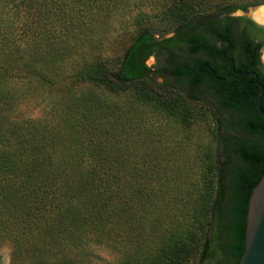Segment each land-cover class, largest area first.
Instances as JSON below:
<instances>
[{
	"label": "trees",
	"instance_id": "obj_1",
	"mask_svg": "<svg viewBox=\"0 0 264 264\" xmlns=\"http://www.w3.org/2000/svg\"><path fill=\"white\" fill-rule=\"evenodd\" d=\"M210 1L0 0V241L15 260L82 264L103 247L118 257L98 264L238 263L264 120L242 104L256 83L235 73L257 72L250 41L234 67L223 54L236 19L256 26L229 16L245 6L206 13ZM130 89L135 104L113 101ZM195 102L236 133L218 132L194 183L143 144L138 105L187 123Z\"/></svg>",
	"mask_w": 264,
	"mask_h": 264
},
{
	"label": "rangeland",
	"instance_id": "obj_2",
	"mask_svg": "<svg viewBox=\"0 0 264 264\" xmlns=\"http://www.w3.org/2000/svg\"><path fill=\"white\" fill-rule=\"evenodd\" d=\"M263 0H211L209 6L205 9L206 13L217 11L220 6L227 4H237L245 6V9H237L232 12V16H246L250 19L252 15L261 10L264 3L259 4ZM261 7V8H260ZM256 18V17H255ZM162 32V29H160ZM172 36V33H166L165 37ZM261 60L264 64V48L261 53ZM155 64L153 57H149L146 61L148 67ZM156 82L161 84L163 78L156 76ZM50 98L55 97L56 91H49ZM135 93L133 89L118 95L113 100L119 104L125 103L129 105L135 104ZM200 99L209 102L213 99L209 96H200ZM214 106V105H213ZM193 112L187 123H182L176 118L170 117L166 114L159 113L151 106L138 105L143 119L144 129H148L141 140L144 145L151 144L158 155L163 157L168 162V170L177 173V171L187 173V176L195 183L198 182L201 174L202 160L209 159L218 145V132L223 131L224 128L228 130V134H235L236 130L223 126L218 128V123L215 121V114L207 107L200 105V102L193 104ZM24 115L37 116L40 112L39 108L24 107ZM217 116L223 113L219 111L217 105L215 106ZM221 114V115H220ZM230 119L231 115H225ZM137 138H133V143H136ZM144 153H148L147 147L143 149ZM89 257L86 255L81 258L82 264H98L102 261H109L114 263L118 255H114L111 251L103 247H92L88 251ZM0 263L1 264H26L21 263L20 260H15L11 256L9 242L7 239L0 241Z\"/></svg>",
	"mask_w": 264,
	"mask_h": 264
},
{
	"label": "water",
	"instance_id": "obj_3",
	"mask_svg": "<svg viewBox=\"0 0 264 264\" xmlns=\"http://www.w3.org/2000/svg\"><path fill=\"white\" fill-rule=\"evenodd\" d=\"M244 75L253 77L259 89L249 97V101L253 103L255 111L264 120V110L261 106L264 87L258 81L255 72L244 73ZM246 104L244 102V105ZM237 264H264V176L252 189L249 197L245 218V248Z\"/></svg>",
	"mask_w": 264,
	"mask_h": 264
},
{
	"label": "flooded vegetation",
	"instance_id": "obj_4",
	"mask_svg": "<svg viewBox=\"0 0 264 264\" xmlns=\"http://www.w3.org/2000/svg\"><path fill=\"white\" fill-rule=\"evenodd\" d=\"M230 17H236V18H240V17H244L246 19H248L251 23L255 24L256 28H254L250 23L245 22L241 19H236V21L233 22L232 24V30H233V34L236 38L234 45H232L231 47V52H229L228 54H223V60L230 62L232 64V67L235 66V63L239 60H241L242 58H244L243 56V45H242V40H240L241 36H245L249 41L251 46L254 48V52L255 54L252 56H249L246 60L247 61H251V62H255V66L254 69L257 70H250L248 72H255L258 76V72H260L261 74L264 75V64L261 60V53L262 50L264 48V19L262 20L260 19H256L253 15L252 18L250 19L249 17L246 16H232L231 14H229ZM257 21V22H256ZM217 45L219 46L220 44L217 43ZM197 55V54H196ZM195 55V56H196ZM200 56H202L203 58H208L207 54L204 52L200 53ZM155 60V57L152 56ZM245 71H242V69H237L235 71L236 74H243L244 73H248ZM249 78V77H248ZM253 79V77H250ZM209 83V80L204 81L203 83V87H207ZM218 97V95H217ZM232 103H237L238 99H231ZM244 102H246L245 100L242 101V104L244 105ZM253 105L252 102L248 101V103L245 106H250ZM218 106H221L220 103V99H218ZM254 107V106H253Z\"/></svg>",
	"mask_w": 264,
	"mask_h": 264
},
{
	"label": "bare ground",
	"instance_id": "obj_5",
	"mask_svg": "<svg viewBox=\"0 0 264 264\" xmlns=\"http://www.w3.org/2000/svg\"><path fill=\"white\" fill-rule=\"evenodd\" d=\"M261 7H263L261 10H259L258 12H257V14H255V17H256V19H264V6H261ZM260 7V8H261Z\"/></svg>",
	"mask_w": 264,
	"mask_h": 264
}]
</instances>
